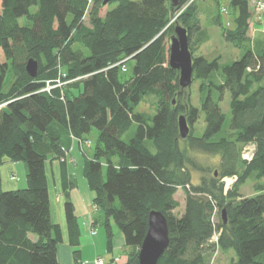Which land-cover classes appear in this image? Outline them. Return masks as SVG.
Instances as JSON below:
<instances>
[{
  "label": "trees",
  "instance_id": "16d2710c",
  "mask_svg": "<svg viewBox=\"0 0 264 264\" xmlns=\"http://www.w3.org/2000/svg\"><path fill=\"white\" fill-rule=\"evenodd\" d=\"M90 1L0 0V167L6 159L22 161L26 172L25 187L2 190L0 183V264H62L44 165L63 155L69 137L84 152L83 136L92 127L97 143L84 160L83 177L104 216L107 247L111 219L123 235L124 264H138L150 210L160 211L168 226L157 264H211L216 250H232L234 264H264V35L227 63L193 56L189 42L192 80L200 81L203 93L196 107L184 98L168 53L176 23L187 28L189 41L199 31L197 2L115 0L101 16L103 0ZM227 1L233 26H222L223 35L236 46L248 45L250 0ZM29 58L38 62L35 77L25 71ZM121 63L129 64V74ZM8 70L14 79L5 90ZM61 73L72 81L41 91L45 80ZM226 92L230 121L224 126L220 102ZM148 95L156 100L153 115L136 110ZM201 113L204 127L196 134ZM181 114L189 125L185 138L178 131ZM133 125L134 134L123 140ZM248 144L253 156L245 160L240 147ZM198 153L216 155L217 162L200 163ZM224 177L235 178L228 189ZM249 179L255 193L244 195L240 187ZM178 188L184 204L176 213ZM64 214L73 263L79 264V227L68 197Z\"/></svg>",
  "mask_w": 264,
  "mask_h": 264
},
{
  "label": "rangeland",
  "instance_id": "374dc122",
  "mask_svg": "<svg viewBox=\"0 0 264 264\" xmlns=\"http://www.w3.org/2000/svg\"><path fill=\"white\" fill-rule=\"evenodd\" d=\"M197 2L198 8L195 13L196 17L198 18V24H199V31L194 32V34L190 37V44L194 49L193 56H199L202 55L207 59H213L216 58L220 63H227L234 59H237L241 56L242 52L245 50L246 46L254 47L255 43H257L258 40H261L262 36L264 35V15L263 11L255 8L254 4H256V0H250V6L252 9L251 13V19H250V27L248 30V37H249V44L241 46H236L232 42L228 41L225 36L223 35L222 26L225 27H232L233 26V14L232 10L229 7V3L227 0H194V2ZM218 3L216 10H220L219 14H215V4ZM89 4H91V1L89 0ZM117 2L115 0H112L111 2H108L103 5L101 10L99 11V14L103 16L106 11L110 10L111 8L115 7ZM188 4H185L182 6V8H186ZM189 6V5H188ZM85 14L83 16V20L86 23L88 21V13L89 6L85 9ZM215 16V18H214ZM172 22V21H171ZM197 38H200L201 40L198 41ZM3 59V53L0 49V60ZM124 63H121V67ZM125 65V64H124ZM126 66V65H125ZM128 68V70H127ZM63 68H61V72ZM125 74L130 73L129 64L126 66V71H124ZM61 73L60 80L64 81L61 85L56 86L58 88L63 87L65 84L71 82L70 80H65L64 76ZM14 79V76L12 74L11 70L7 71L6 78L3 83V89H7L9 85L12 83V80ZM184 98H188L191 105L200 107V98L203 93L201 92L200 88V81L199 80H192L191 84L183 89ZM229 94L226 92L224 95L223 100L220 102V107L222 112L225 115V121L224 126H227L230 121V108H229ZM155 107H156V100L153 97V95L146 96L137 106L136 110L139 112H144L149 115H153L155 113ZM194 133L199 134L203 127H204V119L203 114L201 113L199 115V119L194 124ZM135 126H131L127 132H125L122 135V139L127 141L129 138L134 134ZM84 152L81 150L80 147H78V144L75 143L72 151L71 156L73 159V162L69 163V171L72 175V180L76 182L77 186H79V189L84 192H89V188L87 186L86 180L83 177V164L84 160L88 158L89 156L93 155L96 143H97V137H98V131L92 127L89 134L84 135ZM76 139V138H74ZM86 140L89 141V144H86ZM78 142V140L76 139ZM69 143V142H68ZM65 146H68L65 144ZM249 145H243L240 148L243 150V153L247 155L249 152H252L253 156V149L252 147H248ZM244 148V149H243ZM71 150V149H70ZM241 150V151H242ZM240 151V152H241ZM249 155V154H248ZM196 160H198L200 163L203 164H215L217 162L216 155H203L202 153H198L194 156ZM59 159V158H58ZM22 162V161H20ZM23 163V162H22ZM76 163V165H75ZM16 175L18 179L21 181H25L26 186V172H24L23 168H17ZM199 171H193V179L199 178ZM64 180V177H63ZM253 180L249 179L242 184L240 187V192L244 195H253L255 193L253 188ZM233 183L232 179H227V187L228 189L230 185ZM23 184V182H22ZM174 198L178 201L179 207H177L174 211L178 213L182 208L184 204V193L181 188H178L176 193L174 194ZM111 223V229L115 230L118 229L117 226L114 224L113 220H110ZM104 228V225H102ZM99 228H101L100 225H98ZM105 230V228H104ZM216 235L213 236V239L215 240ZM124 256V253L122 254ZM126 256L123 257V260ZM234 253L232 250L229 251H220L216 250L211 257V264H234Z\"/></svg>",
  "mask_w": 264,
  "mask_h": 264
},
{
  "label": "crops",
  "instance_id": "0c3cea01",
  "mask_svg": "<svg viewBox=\"0 0 264 264\" xmlns=\"http://www.w3.org/2000/svg\"><path fill=\"white\" fill-rule=\"evenodd\" d=\"M69 142V143H68ZM80 144L73 137L66 140V160L53 157L45 161V176L47 180L51 220L59 229L60 240L57 243V258L62 264H74L72 247L69 243V234L64 214V202L68 197L74 207L79 227V264H94V258H104L105 264H124L123 260V235L118 229L112 230L111 247H107L106 234L103 228L104 216L93 202L94 193L84 192L72 180L69 163L73 162L71 151L75 145ZM71 149V150H70ZM76 165V163H75ZM17 168L25 165L20 161L4 160L0 167V183L2 190H15L25 185V181L18 179ZM15 176V179L12 178ZM64 177V180H63ZM23 182V184H22ZM88 186V185H87ZM89 188V187H88ZM101 226V228L98 227ZM94 233L92 234L91 232ZM118 256L119 262L112 263V257Z\"/></svg>",
  "mask_w": 264,
  "mask_h": 264
},
{
  "label": "water",
  "instance_id": "95a60500",
  "mask_svg": "<svg viewBox=\"0 0 264 264\" xmlns=\"http://www.w3.org/2000/svg\"><path fill=\"white\" fill-rule=\"evenodd\" d=\"M112 0H103L106 4ZM177 5L178 0H170ZM192 54L189 50L187 28L176 23L174 34L169 38L168 64L177 69L180 89L187 88L192 82ZM38 62L34 58L27 59L25 71L31 76L37 75ZM173 102V101H172ZM178 131L181 138L189 133V125L184 115L178 116ZM221 219L226 221L225 210H221ZM168 226L165 216L158 210H150L147 219V229L138 249V264H157L159 257L168 245Z\"/></svg>",
  "mask_w": 264,
  "mask_h": 264
},
{
  "label": "built area",
  "instance_id": "2783aa9c",
  "mask_svg": "<svg viewBox=\"0 0 264 264\" xmlns=\"http://www.w3.org/2000/svg\"><path fill=\"white\" fill-rule=\"evenodd\" d=\"M256 4H254L255 8L261 10V11H264V0H256ZM121 70L122 71H125L126 70V66L123 64V66L121 67ZM64 76V73L62 74ZM61 78V77H60ZM60 78H56L54 80H45V85L41 88V91H46V92H49L51 89H53L54 87L56 86H59L62 84V82L64 81H61ZM71 81V80H70ZM74 138V137H73ZM84 142V141H83ZM85 143V142H84ZM86 144L88 145L89 144V141L86 140ZM249 146L248 147H252L253 149V145L252 144H248ZM244 149V148H243ZM63 150V155L59 158L61 161L62 160H66V157H67V149L66 148H62ZM249 154V155H248ZM247 155H245L243 153V150L241 152V156L243 159L245 160H250L251 159V155H252V152H249ZM12 178L15 179V176L12 175ZM227 179H232L234 180L235 178L234 177H224L223 180H224V183H225V188L227 187ZM216 235V234H214ZM213 235V236H214ZM213 236H212V239H213ZM217 237V235H216ZM216 239V238H215ZM94 264H103V259L101 257H96L94 259Z\"/></svg>",
  "mask_w": 264,
  "mask_h": 264
}]
</instances>
